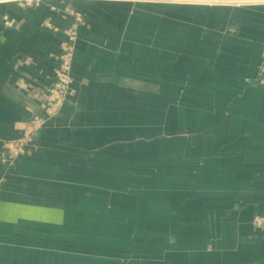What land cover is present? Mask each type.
Instances as JSON below:
<instances>
[{"label":"crops","instance_id":"crops-1","mask_svg":"<svg viewBox=\"0 0 264 264\" xmlns=\"http://www.w3.org/2000/svg\"><path fill=\"white\" fill-rule=\"evenodd\" d=\"M75 14L69 98L0 162V264H264V0H0V153Z\"/></svg>","mask_w":264,"mask_h":264},{"label":"built area","instance_id":"built-area-1","mask_svg":"<svg viewBox=\"0 0 264 264\" xmlns=\"http://www.w3.org/2000/svg\"><path fill=\"white\" fill-rule=\"evenodd\" d=\"M31 2L27 1L26 5H30ZM84 19L81 15L75 14L74 20L70 27L66 31V39L62 44V53L59 57V65L55 70L56 81L55 84L42 91L40 98V105L45 114V117L34 116L24 129V135L16 140L7 142L4 145V151L0 153V162L3 164H9L17 160L20 157L25 156L30 148L33 140V136L42 130L46 126V122L54 119L59 115L62 107L69 98L72 89V66L75 57L76 42L78 40L77 28L79 24L83 23ZM47 27H52L48 22ZM56 30V28L54 27ZM254 81L261 83L264 86V54L259 64ZM249 80V79H248ZM2 180L0 179V185ZM264 223V219L258 217L255 219V224L261 227Z\"/></svg>","mask_w":264,"mask_h":264},{"label":"rangeland","instance_id":"rangeland-1","mask_svg":"<svg viewBox=\"0 0 264 264\" xmlns=\"http://www.w3.org/2000/svg\"><path fill=\"white\" fill-rule=\"evenodd\" d=\"M263 54H264V51L262 52V55H261V59H262V57H263ZM254 86H262V87H264L261 83H258V82H254V83H252Z\"/></svg>","mask_w":264,"mask_h":264}]
</instances>
